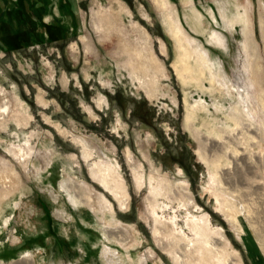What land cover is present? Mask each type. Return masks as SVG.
I'll return each mask as SVG.
<instances>
[{"label": "rangeland", "instance_id": "obj_1", "mask_svg": "<svg viewBox=\"0 0 264 264\" xmlns=\"http://www.w3.org/2000/svg\"><path fill=\"white\" fill-rule=\"evenodd\" d=\"M166 1L0 0V250L15 248L0 264H264V75L247 38L264 65V0ZM109 165L118 187L100 181ZM216 171L241 182L227 201L253 205L255 238L222 211ZM201 218L222 242L205 258L154 230L200 242Z\"/></svg>", "mask_w": 264, "mask_h": 264}, {"label": "bare ground", "instance_id": "obj_2", "mask_svg": "<svg viewBox=\"0 0 264 264\" xmlns=\"http://www.w3.org/2000/svg\"><path fill=\"white\" fill-rule=\"evenodd\" d=\"M160 1L162 2L163 6L165 8H169V4H168V2L166 0H160ZM102 21H103V19H102ZM172 24L174 26L173 27V32H174V34L177 35L176 37H177V42H178L177 43L178 48H179V46H181V48L183 47V48L186 49L187 46H186V43L184 42V38L185 37H184V33L182 31V28L180 27L179 23L177 21H175L174 19L172 21ZM260 27H261V31H262V34H263L262 36L264 38V15L263 14L261 15V19H260ZM100 28H101V26L99 25V29ZM247 29H248L247 30V36H248L247 38L249 39V44H250V46L252 48L251 56H252V63L254 64V66H253L254 67V70H253L254 75L255 76L258 75V74L264 75V65H263V62H262V55H261V52H260L259 44L254 40L253 35H252V30L250 29V27H248ZM100 30L102 31V29H100ZM211 35H214V33H212ZM184 56H185V58L187 57L186 55H184ZM190 70H191V67L189 66L188 63H186V66L184 67L183 72L187 73V77L188 78H190L192 76V72ZM187 77H186V79H187ZM257 85H258L259 90L261 89V91H262V92H260L259 96H260V100H261V102L263 103V106H264V88L262 87V85L259 82H257ZM5 110H7V108ZM188 119H189V121L193 120L191 115L188 116ZM242 121L243 120H241V119L238 120L237 124L244 125V122H242ZM242 129L246 130L245 127H242ZM249 131L250 130H248L247 132L249 133ZM255 131L257 132V134L259 133V131H257V130H255ZM195 133H196L195 135H197V138L204 143L202 134L199 133V131L197 129L195 130ZM259 143L262 144V139L259 141ZM29 150H30L29 152H25V150L22 149V148L18 149L20 154H22L23 156L25 155L24 157H30L32 155V153H33L32 149L29 148ZM85 153H87V152H85ZM202 153L205 154V152H202ZM85 156H88V153ZM113 171H115V170L111 168V165H109L107 170L104 173H101L100 181L103 184H105L106 187H108V184L110 182L114 181L112 179V177H111ZM217 171H216V174L212 175V185H211L210 188L213 189L214 195L217 197V199H218V201H219V203L221 205L222 211L225 213V215L227 216V218L229 219V221L231 223H233L235 226H242L241 227L242 228L241 231H245V234L247 235V237L248 236L249 237H254L255 235H253V234H255L254 233L255 225L253 224L254 222L252 223V221L250 220V218H252L254 213L256 212L254 210L253 205L248 204V205H245V206H242V205L239 206L238 203L235 204V202H233V201H227V200H233L234 199V196L232 195V193H235V191H240L241 182H239V181L230 182V181L227 180L228 182L224 183V181H226V180L223 179L221 176H218ZM99 172H102V168L99 169ZM138 180H139L138 183L141 184L142 181H143L142 176L139 177ZM114 182H115L116 186L118 187L119 183L116 182V181H114ZM64 188H66V190H68L70 192V195L72 197H74V198H77L76 192H78V194L80 196H83L85 194L84 190H83V187H79L77 189V186L74 185V184L64 185ZM76 189H77V191H76ZM176 194L179 196V193L176 192ZM115 195L117 196V198L120 200V203L124 207L127 204V202H128L125 191L117 189L115 191ZM177 195H174V196L176 197ZM169 197H172V196L169 195ZM220 197L221 198L224 197L223 198L225 200L224 203H223V199H221ZM85 199H87V198L85 197ZM87 201H89V200H87ZM188 201H189V203H194V201L192 200V198L190 196H189ZM109 205H111V204H109ZM236 207H239V212L241 213V215L237 216V217L230 216L231 211L234 210V208H236ZM202 219L203 218L198 219V221H190L187 224L188 228L191 229V231L195 232L196 235H198L201 238L200 242H195V239L190 238L186 234L185 231L176 232L174 227L169 222L156 220V224L157 225L155 226L154 230H155L156 235L161 237V240L164 239L161 235L165 234V238L167 240L174 241L175 243H177L178 246L181 247L183 252L181 254H179V259L182 260V259L189 258L190 257L189 252L193 253L194 250L201 249V248L205 249L204 252H202V258H205L208 254L211 255L212 253L219 252V248L217 247V244H218V242L219 243H222V242L219 241V240H215L214 239V237L211 235V231L209 230L210 229L209 226L206 225V228H205V226L202 224V223H205V222H202ZM118 232L121 235H123L122 230H118ZM127 234H128L127 231H125L124 232V239H121L119 237L116 240L120 241V242L122 240H127L128 239ZM219 234H220L221 239L224 240L225 239V235L223 233H219ZM202 235L205 236V240L201 237ZM263 242H264V240H263ZM226 262L228 264L227 260H226Z\"/></svg>", "mask_w": 264, "mask_h": 264}, {"label": "crops", "instance_id": "obj_3", "mask_svg": "<svg viewBox=\"0 0 264 264\" xmlns=\"http://www.w3.org/2000/svg\"><path fill=\"white\" fill-rule=\"evenodd\" d=\"M5 249H6V248H5ZM5 249H3L2 252H1V250H0V254L8 256V254H7L6 252L11 251V253H12V252L15 251V248H11V247H8V248H7V251H6ZM4 253H5V254H4ZM4 258H5V257L2 258V261H4V260H3ZM2 263H3V262H2Z\"/></svg>", "mask_w": 264, "mask_h": 264}]
</instances>
